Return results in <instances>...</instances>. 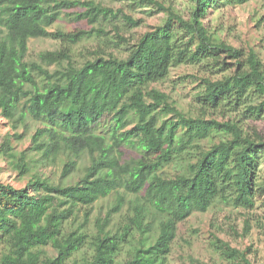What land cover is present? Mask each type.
<instances>
[{
    "label": "trees",
    "instance_id": "trees-1",
    "mask_svg": "<svg viewBox=\"0 0 264 264\" xmlns=\"http://www.w3.org/2000/svg\"><path fill=\"white\" fill-rule=\"evenodd\" d=\"M249 1L192 0L184 15L160 0H132L166 12V20L136 39L114 26L115 37L79 60L73 47L105 33L96 25L119 15L129 24L139 21L95 0H0V116L9 125L0 152L27 177L22 187L0 181V264H170L179 224L194 212L221 201L255 207L264 197V134L248 122L264 119V61L206 23L214 10ZM73 8L79 10L67 13L75 21L93 27L50 31ZM47 37L60 38L61 46L42 51L41 62L29 60L30 40ZM183 63H209L220 71L235 66L223 78L203 79L199 114L151 87ZM216 112L229 116L220 120ZM107 116L111 125L102 133ZM28 117L41 126L18 156L14 141L23 135L17 128ZM124 147L138 156L122 161ZM35 150L53 160L67 154L62 177L82 155L90 162L77 181L54 182L32 171L38 159L29 151ZM175 164L182 169L169 173ZM113 193L107 215L96 219L95 230L87 228L96 202ZM212 234L225 256L251 264L249 249Z\"/></svg>",
    "mask_w": 264,
    "mask_h": 264
},
{
    "label": "rangeland",
    "instance_id": "rangeland-1",
    "mask_svg": "<svg viewBox=\"0 0 264 264\" xmlns=\"http://www.w3.org/2000/svg\"><path fill=\"white\" fill-rule=\"evenodd\" d=\"M114 9H122L124 13L129 14L134 20H138V25L129 24L122 15L111 21L96 25V28L104 29L103 34L97 32L87 36L84 41L73 47V52L77 59L82 60L87 51L96 48L97 44L103 42L106 37H115L118 27L121 34L127 38L136 39L148 30L154 29L157 25L164 23L167 13L158 11L155 7H138L133 5L132 0H95ZM166 6H172L182 14H188L192 0H160ZM81 9V8H80ZM78 8L67 9L62 17L50 27V31L57 30L74 31L78 28L91 29L93 26L87 21L77 22L74 15L67 12H75ZM82 10V9H81ZM206 23L212 31H215L221 39L227 43L248 51L255 49L260 59L264 61V0H251L242 5H226L214 10L206 19ZM106 41V40H105ZM61 39L56 37L33 38L29 42V60H38L39 54L45 50H55L61 46ZM122 54V50H116ZM227 62H234L227 58ZM45 67L54 70L56 65H46ZM218 66L209 63L191 64L183 63L171 68L168 78L163 81L153 83L151 87H156L167 92L176 105L191 114L201 112L200 103L197 96L204 89L203 79L211 78L213 80L230 75L234 67L228 70H221ZM235 113L231 114L234 115ZM215 115L220 119H227L229 115L222 116L219 112ZM26 124L19 125L17 130L23 137L14 141L15 152L19 156L21 152L32 146V137L41 124L31 117L26 119ZM7 120L0 116V135L9 130ZM252 128H257L264 134V119L249 121ZM111 125V116H107L99 127V131L107 133ZM133 120L128 128L133 126ZM218 138V137H217ZM216 138V139H217ZM208 145V143H206ZM122 152V161H130L138 156L136 150L124 147ZM35 152V153H34ZM29 153L34 154L38 159L36 165H32V171H39L44 176H49L54 182L73 183L77 181L84 173L86 166L90 162L87 154L78 159L76 169L69 175L62 177V170L66 155L53 160L45 158L37 150ZM11 158H6L2 151L0 152V181L9 182L17 187H22L27 183V177H22L19 170L13 165ZM14 160V159H13ZM182 169L181 164H175L168 167L169 173H176ZM264 170V164H263ZM264 173V172H263ZM128 197H130L128 195ZM117 194L102 198L96 202L87 228H95L97 218H104L110 208L113 206ZM154 211L149 215L153 219ZM119 215L115 217L117 220ZM247 223L250 225L249 231H246ZM217 233L222 239L229 241L232 246L240 249H249V259L251 264H264V197H261L255 207L245 208L229 205L223 201L216 202L206 212H194L189 218L179 224L177 237L173 243V250L169 255L170 264H195L200 261L203 264H238L236 261L225 256L218 244L214 242L213 234ZM129 246L120 259L127 256Z\"/></svg>",
    "mask_w": 264,
    "mask_h": 264
}]
</instances>
